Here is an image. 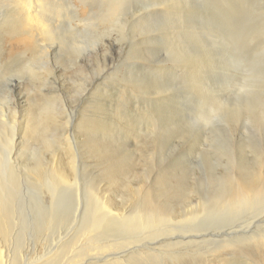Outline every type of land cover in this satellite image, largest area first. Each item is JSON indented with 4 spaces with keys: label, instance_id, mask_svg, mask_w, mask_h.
<instances>
[{
    "label": "rangeland",
    "instance_id": "obj_1",
    "mask_svg": "<svg viewBox=\"0 0 264 264\" xmlns=\"http://www.w3.org/2000/svg\"><path fill=\"white\" fill-rule=\"evenodd\" d=\"M67 2L81 19L91 7L94 16L120 0H87L83 7ZM119 12V23L57 15L49 41L60 50L49 58L33 59L16 39L2 45L0 134L17 127L15 203L25 217L12 233L0 232L7 264H76L147 241L128 243L129 231L114 232L116 225L100 240L81 236L84 203L95 196L127 216L150 195L171 213L168 225L182 227L166 231L178 234L200 221L202 204L227 177L264 172V51H258L264 47V0H125ZM46 60L48 72L40 69ZM234 60L251 73L255 89L249 96H235L230 87L246 74ZM30 67L39 69L38 79ZM215 102L224 105L221 119L206 128L196 123ZM28 121L43 128L40 137L25 132ZM52 164L68 171L76 189L62 188L52 218L62 222L46 228L41 220L51 214L49 191L32 181L28 168L38 165L46 173ZM76 203L80 209L73 212ZM255 215L251 210L226 222L209 214L200 225L217 233L264 230ZM84 246L88 251L81 253ZM240 256L229 253L224 264H243ZM252 259L250 264H264Z\"/></svg>",
    "mask_w": 264,
    "mask_h": 264
},
{
    "label": "bare ground",
    "instance_id": "obj_2",
    "mask_svg": "<svg viewBox=\"0 0 264 264\" xmlns=\"http://www.w3.org/2000/svg\"><path fill=\"white\" fill-rule=\"evenodd\" d=\"M77 1L82 7L89 6L87 0ZM124 5L125 0L122 2L120 0L116 7L110 5L106 9H100L99 14L94 16L91 7L90 14L86 18L80 19L77 16L78 8L72 7L67 0H0V50L5 41L16 39V42L22 45L25 51L28 50L32 53L33 59L36 56L49 58L50 54L60 50L59 43L49 41L50 34L58 27L55 24L58 21L55 19L57 15L68 16L71 20L79 22L89 21L95 16L105 20L108 17L112 23L116 21L119 23L122 19L118 18L119 13L122 14L119 11ZM65 7L67 9L63 14L62 10ZM139 13L138 11L135 14L133 11L131 14L137 17ZM68 24L70 25V23ZM47 62L48 60L40 68L45 72L50 71ZM28 69H30V76L38 79L39 69L38 71L31 69V67ZM24 125L25 132L31 138L38 137L44 131L37 122L28 121ZM16 128L15 124L11 125L0 134V232L5 234L12 233L17 224L25 223L23 211L19 210L18 212L15 203L20 192L19 176L15 173V165L12 160L16 146L15 141L17 140ZM28 169L34 175L32 181L46 186L51 199L50 217L42 218L41 222H44L46 228H49L51 223L59 227L62 222L61 216L55 220L52 219L59 202V192L64 187H69L74 192L76 188L73 178L66 169L57 164L50 165L46 173L40 172L38 165ZM222 184L221 189L202 204V209L199 212L203 213V216L200 221L192 225L191 229L183 230L178 234L175 231L172 233L166 231L169 226L174 229L182 227L168 225L173 223L171 213L164 204L158 203L150 195H144L135 211L133 210L134 212L127 216H119L109 204L93 196L92 202L86 200L84 203L78 227L81 236H88L91 241L98 236V240H100L101 236H108L104 233L108 232L109 226L116 225L114 232L129 231L127 238L123 237L128 240V243L137 241L139 237L147 239V241L143 243L144 245L131 246L119 253L85 258L76 264H167L165 261L169 264H224V256L229 255V253L242 255L243 264L254 263L252 258H255L258 263H264V230L246 229L243 231L233 230L232 234L229 232L217 233L214 232L215 230L206 229V223L200 225L209 214L223 216L226 222H229L237 220L243 212L251 210L256 213L257 225L263 224L264 221H261L263 216L259 215L264 214V172L257 171L251 174L248 179L230 176L223 180ZM37 189L34 194H36V204L41 209L42 197L39 192L37 193ZM77 203L74 205L73 212H78L80 209ZM43 224L38 225L37 229L41 230L40 227H43ZM162 231L165 233L164 236L160 235ZM199 245L204 247L197 248ZM86 251H88L87 246L81 247V253ZM7 261L8 253L1 248L0 264H7ZM50 263L51 261H47L41 264Z\"/></svg>",
    "mask_w": 264,
    "mask_h": 264
},
{
    "label": "clouds",
    "instance_id": "obj_3",
    "mask_svg": "<svg viewBox=\"0 0 264 264\" xmlns=\"http://www.w3.org/2000/svg\"><path fill=\"white\" fill-rule=\"evenodd\" d=\"M258 51H264V47L259 49ZM234 68L244 67V62L239 60H234L233 62ZM245 75L241 76V78L233 85H230L235 96L238 97H246L249 96L255 89V85L252 82L251 73L247 67H244ZM224 112L223 103L215 102L211 103L207 106L206 110L200 111L198 115L195 117V121L198 124L203 125L205 128L213 125L215 122L219 121Z\"/></svg>",
    "mask_w": 264,
    "mask_h": 264
}]
</instances>
